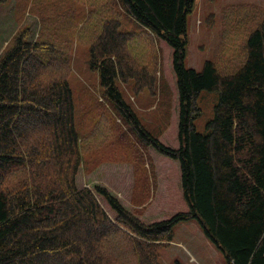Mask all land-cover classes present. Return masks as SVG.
Listing matches in <instances>:
<instances>
[{
	"label": "trees",
	"instance_id": "obj_1",
	"mask_svg": "<svg viewBox=\"0 0 264 264\" xmlns=\"http://www.w3.org/2000/svg\"><path fill=\"white\" fill-rule=\"evenodd\" d=\"M76 1L87 9L79 40L60 39L53 22L36 40L21 29L0 55V264H161L159 248L192 220L227 264H264V16L241 62L223 71L206 60L198 72L185 66L195 0ZM124 17L135 30L121 31ZM237 38L227 36L228 60ZM73 41L89 47L104 105L83 138L68 79ZM158 41L171 57L177 113L154 134L122 88L150 96L161 80L169 88ZM202 91L218 97L204 134L194 125ZM104 142L113 156L139 155L136 144L156 152L163 190L154 211L171 213L147 222L112 188L78 185L84 157Z\"/></svg>",
	"mask_w": 264,
	"mask_h": 264
},
{
	"label": "rangeland",
	"instance_id": "obj_2",
	"mask_svg": "<svg viewBox=\"0 0 264 264\" xmlns=\"http://www.w3.org/2000/svg\"><path fill=\"white\" fill-rule=\"evenodd\" d=\"M232 8L234 9L231 10ZM86 10V7L76 0H0V55L21 29L28 28L30 39L36 40L42 28L53 22L56 35H62L60 39L66 41L78 39L77 31L86 16ZM227 14L231 15L229 19ZM263 16L264 0H195L192 11L187 14L188 45L185 66L198 72L201 71L206 60H212L218 68L222 67L223 71L235 66L243 59L242 44L245 37L255 27L257 17ZM228 20L234 21L232 25H229ZM122 22L121 31L128 32L136 29V24L128 18L124 17ZM242 27L247 30H242ZM229 35L238 36L234 48L235 56L230 60L226 58L230 52L226 47ZM157 45L163 80L169 88H166L161 79V86L154 96H150L147 92L134 95L128 88H122L127 101L134 108L142 124L154 134L161 130L166 122H169L170 128L177 113V102L174 98L176 85L172 81L175 80V76L172 71L171 57L170 59L169 56L167 57L161 41H158ZM88 51L87 44L73 41L68 53L71 58V74L68 79L74 103V122L81 138L98 128L96 125L98 116L104 108L97 72L90 67ZM226 59L228 61L225 64ZM232 60L235 62L232 63ZM158 77L160 78L159 75ZM217 101L216 93L200 92L198 106L201 109V115L194 121L198 133H205V125L213 118V109ZM126 141L132 140L129 138ZM136 145L139 155H135L131 148H120L115 156L109 153L112 148L107 149L105 142L101 146L96 145L84 157L81 170L78 172V185L90 186L94 183L93 180L106 177L110 181V184L106 185L117 191L119 188L117 182L120 178L117 179L114 174L123 175L126 169V175L128 174L131 184H125L124 187L127 192L129 187L132 190L124 199L121 198L122 195H118L127 209L147 222L157 220V217L164 218V214L171 213L173 210L159 208L157 214L154 211L159 201L158 195L163 190V178L158 166L157 154L151 148ZM101 166L107 168L102 167L100 175L98 173ZM174 181L176 182L174 191H177L178 182ZM158 253L161 264H175V261L180 264H227L222 252L204 236L194 220L176 225L172 240L162 244Z\"/></svg>",
	"mask_w": 264,
	"mask_h": 264
},
{
	"label": "crops",
	"instance_id": "obj_3",
	"mask_svg": "<svg viewBox=\"0 0 264 264\" xmlns=\"http://www.w3.org/2000/svg\"><path fill=\"white\" fill-rule=\"evenodd\" d=\"M104 166V165H103ZM103 166H101V168H99V173L98 174H100L101 175V173H100V171H102L103 170V168H107V167H103ZM103 167V168H102ZM107 172V171H106ZM97 175V174H96ZM116 177H117V179L118 178H121L122 180L120 181L121 182V188H117V191L116 190H113V193H115V194H119L123 199L124 198H126L127 197V193H129V195H130V193H131V190H132V188L131 187H129V190H128V192L126 191V189H125V187H124V185L126 184H128V185H130L131 184V180L128 178V174L126 175V169L124 170V173H123V175H116V174H114ZM106 176V175H105ZM97 179V178H96ZM92 182H94V183H102V184H104V185H106V184H110V181H108L107 179H106V177L104 178V179H101V180H93ZM107 186V185H106ZM118 189H120L122 192H119L118 191Z\"/></svg>",
	"mask_w": 264,
	"mask_h": 264
}]
</instances>
